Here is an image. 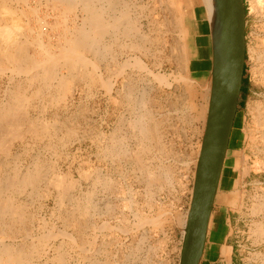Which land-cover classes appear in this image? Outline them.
<instances>
[{
    "label": "rangeland",
    "instance_id": "1",
    "mask_svg": "<svg viewBox=\"0 0 264 264\" xmlns=\"http://www.w3.org/2000/svg\"><path fill=\"white\" fill-rule=\"evenodd\" d=\"M9 1L10 4L12 2V7L16 8V14L22 16L20 20L24 23V28H20L25 33L21 31L20 34H29V38L40 30L42 42L52 49L63 43L64 25L72 29L73 25L81 22V12L78 11L79 14L69 13L65 23H62L61 16L57 15L59 12L50 8L44 0H27L24 4L16 0ZM121 1L130 6V16L138 20L141 30L151 38L155 39L158 35L160 38L159 42L143 45V52L146 54L141 56L143 66L145 65L143 69L133 68L130 63L134 56L140 55L139 51L132 52L111 45L105 59H91L90 62L99 64L97 67L92 68L88 64V70L95 68L96 82L93 78L84 76L83 80L78 82L75 92L71 93L72 96L67 95L63 102L48 100L50 92L48 95L47 89L42 90L41 96H33L34 90L40 84L37 81H29L30 84L22 73L11 74L8 70L0 72V101L5 95V90L11 89L13 84L20 81L26 88L24 94L31 96H28L24 103L28 118L34 120L37 116V120L45 119L44 121L52 125H48L49 132L45 129L42 135L39 134L41 137L38 135L36 139L33 135L24 134L22 139L10 143L8 152H0L2 173L21 170L35 162L42 165L41 173L44 176L41 174L43 179L40 177L38 185L35 183L32 189L27 188L22 194L14 196L16 204H23V220L14 222L16 225L9 231L4 224L5 220L0 219V243L25 242L36 246L37 251L32 253L28 264L179 262L194 173L204 135L205 117L211 101V74L214 63L211 23L202 1H193L188 9L191 8L190 12H196V16L201 13L202 16L195 20L197 32L191 36L193 53L189 55L192 58H186V72L182 73L176 47L182 40H179L176 31L170 30L172 12L175 9L171 10L169 6L167 8L165 3L163 5L159 2L160 0ZM178 1L175 0V5L181 8L182 21L186 23L188 11L183 9L184 1ZM243 1L246 19V71L243 78L247 79V85L243 100L238 101L228 143L229 150L223 162L218 188L225 186L227 189L228 180L227 190L231 193L229 195L232 198L233 210L232 237L237 263L264 264V140L260 139L264 126L258 128L262 133L255 131L257 113H262L264 117V0ZM72 15L77 16L74 18ZM154 18L160 25L163 26L164 22V25L168 23V26L158 27L156 31ZM166 19H169V22ZM29 28L33 29V32L29 33ZM23 34L20 35L22 39L25 38ZM104 40L107 43L111 41L110 35H106ZM37 50L39 51L33 47L29 52L37 56ZM119 65H122L123 70H120ZM59 72L66 73L65 69ZM150 72L165 76V81L155 79ZM178 76L184 77L181 79ZM185 77L187 80H184ZM90 83H93V86ZM129 86L134 102L131 97L128 99V94L126 95ZM142 95L144 100L146 99L144 107L136 103ZM145 109L152 115V124H158L157 130L160 134L158 133V145L155 148L150 145V148L142 149L138 129L133 128L136 117L138 118ZM150 171L157 177L158 173H162L160 179L163 182H156L159 180L157 177L155 183L151 182L150 173L148 174ZM59 174L66 176L64 182L68 181L67 185L63 183V186L67 187H63L66 190L53 185ZM77 204L78 208L85 207L88 210L82 214L83 217L80 211H77ZM159 213H162L159 227H154L151 225V219L158 217ZM80 218L84 227L79 230L73 224L80 222ZM17 230L20 231L18 234ZM75 232H78V237ZM56 250L62 254L63 262H58L55 258Z\"/></svg>",
    "mask_w": 264,
    "mask_h": 264
},
{
    "label": "bare ground",
    "instance_id": "2",
    "mask_svg": "<svg viewBox=\"0 0 264 264\" xmlns=\"http://www.w3.org/2000/svg\"><path fill=\"white\" fill-rule=\"evenodd\" d=\"M16 1L21 2V3H23V2L25 3L27 0H16ZM183 1H184V8L183 9L185 10V12L188 11V19H187L186 23L184 20L182 21V15L180 13L181 8L178 5L177 6L175 5V0H160L159 2L160 3L162 2V4L165 3L167 8L170 7L171 10L175 9V11L172 12L173 13V15H172L173 19H172V22H170V24H171L170 30L172 32L176 31L179 35V40H182L181 43L179 41L177 46L175 43H173V44H175L174 46H176L178 49V51H177L178 56L177 57L179 58L180 70L182 73L186 72V58L190 57L193 53L191 51V48L193 49V43L191 41V36H192V34H195L197 32L195 20H197V17H199L202 14V13L201 14L197 13L199 16H196V12H190L192 10H191V8L188 9V7H189V5H192L193 1H199V2L202 1L203 5L205 6V12H206L207 17H209V19H210L211 28H212L211 29L212 41H213L212 42L213 43V55L212 56L214 58L213 59L214 63H213V67H212V74H211V78H212L211 90H210L211 101L209 100L210 106H209V110L207 111V116L205 118L207 121L208 115L210 114L212 116V120L214 122L216 120L219 112H220V108H221L222 101H223V95H224V91H225V86L227 84V79H228L227 71H226L227 40H228V12H229L228 1L227 0H183ZM9 2H10L9 0H0V72L8 70V71H11L10 72L11 74L12 73H17V74L22 73V74H24V76L26 75V78H27L26 80H28V82L30 81L32 83V81H34V82L37 81L40 84V86L38 87V85H37L38 88H36V90H34V93L32 92L33 96L34 95H36V96L40 95L41 96L42 90L47 89L48 95L50 92V95H49L50 98L48 100L51 99V101L56 100V102H57V100L58 101L60 100V102L61 101L63 102V98L67 97V95L70 94V96H72L71 93H73V91L75 90L78 82L80 80H83L82 78L84 76L90 77L91 79L92 78L94 79L95 68L92 69V71L88 70L87 69L88 64L91 65L92 68H93V66L97 67V65H99V64H97V63L95 64L93 62H90L91 59H97V60L102 61V59H105L106 53H108L110 51V48L114 45H115V47L116 46H119V48L121 47V49L126 48L127 50L132 51V52L133 51H139L140 55L134 56V58L132 59V61L130 63L132 64L133 68L143 69L145 66V65L143 66V62L141 60L142 54L143 55L145 54L143 52L144 51L143 45H146V43L148 45H151V44H153L154 41H155V43H156V41L159 42V39H160L159 35L157 38H155L156 39L155 40L154 38H151L148 35V33H145V31L141 30V25H139L140 23L138 24V20H136L130 16L129 11H131V8L129 5L126 4L125 1H121V0H44V3L49 5L50 8L54 9L55 11L57 10L59 12V14H57V15L61 16V18H62L61 22L62 23H65V20H66L65 18H67V15L69 13H75L76 14V12L78 13V11L81 12V16H80L81 22L79 24H75L76 22L73 23L75 25H73L72 29L69 28L68 25L62 24V25H64L63 28L65 29V33H63L64 36H62L63 40L61 39L63 41V43H60L57 46L55 45L56 46L55 49H52L49 45H46L45 43L42 42V39H41L42 32L40 30L38 32H35V34L37 33L35 36L28 38L29 34H28V36H26L25 34L22 33L23 35H25V36H23L25 38L22 39L20 37V35H22V34H20L21 31H23V29H21L20 27H22V24H24V23H22V20H20L22 16L20 17L16 14V12H17V11H15L16 8L14 9V7H12V5H11L12 2H11V4ZM178 2H180V1H178ZM187 3H189V4L187 5ZM152 4H154V2ZM261 4H263V3H261ZM151 8H152V6H151ZM48 9H49V7H48ZM164 9H165V7H164ZM166 9L164 11H166ZM31 10H33V9L31 8ZM152 10H153V8H152ZM33 11H35V9ZM19 13H21V12H19ZM147 15H148V13H147ZM25 16H24V18H25ZM76 16L77 15H75V17L74 16L73 17L76 18ZM150 19L152 20V18H150ZM170 19H171V17H170ZM74 21H75V19H74ZM149 22H150V20H149ZM167 22H169V19L167 20ZM153 23L157 27L156 31H157L158 27L160 28V27H163V26L168 24L167 23L164 25V22H163V26H162V25H160V22L157 19L155 20V18L153 19ZM210 23H209V26H210ZM25 24H26V21H25ZM36 24H37V22H36ZM57 25H58V23H57ZM22 28H24V27H22ZM29 29H31V28H29ZM29 29H27V31ZM38 29H39V25H38ZM148 30H149V28H148ZM62 31H64V30H62ZM31 32H33V29L29 30V33H31ZM108 34L111 37V41H108V43H107V42H105L104 37ZM151 34H152V31H151ZM163 34H165V33H163ZM137 35H138V38H136ZM122 40L126 44H123V42L121 43ZM33 47H36L39 49V51L37 50L38 53L35 54L37 56H34L33 54H31L29 52V49L30 48L32 49ZM144 49H146V48H144ZM174 51H172V52L174 53ZM175 53H176V51H175ZM111 55H113V54H111ZM111 55H110V57H111ZM190 58H192V57H190ZM124 62H126V60ZM107 64H109V63H107ZM121 66L119 65L118 67H120V70H123ZM123 68H125V67H123ZM62 69H65L66 73H60L59 71ZM150 73H152V72H150ZM262 73L264 75V66L262 68ZM152 76L159 81H163V80L165 81V78H166L165 76H163L159 73H156V74L152 73ZM178 77H180V76H178ZM182 77H184V76H182ZM182 77H180V78L182 79ZM23 78H25V77H23ZM185 79L187 80L186 77L184 78V80ZM11 80H9V82ZM13 80H14V78H13ZM131 80H132V78H131ZM94 82H96L95 79H94ZM11 83H13V82H11ZM79 86H81V85H79ZM103 86H104V84H103ZM11 87H12L11 89H8L7 91L5 90V93H4L5 95H4L3 99H1V101H0V152H5V151L8 152L10 143L16 139H18V140L22 139L24 134H28L31 136L33 135L36 137L39 134L42 135V132L45 129L47 130V132H49L47 128H49L48 125H50V124H49V122L44 121L45 119L43 121L42 120L40 121V119L37 120L36 119L37 116L35 117L34 120H31L30 118H28V111L26 110L24 103H25V100H28L26 98L29 95L26 96L24 94L26 91L25 90L26 88L23 87V84H21L20 81L19 82L17 81L15 83V85L13 84V86H11ZM28 88H30V87H28ZM126 90H128L126 95L128 94L127 97L129 99L132 95L130 86L127 87ZM32 93H31V95H32ZM29 97L31 98V96H29ZM46 97H47V95H46ZM41 99L43 100V98H41ZM131 99H132V101L134 100L132 97H131ZM129 101H128V103H129ZM145 101H146V99L144 100V96L142 95L140 100H136V103H137V105H139V106L141 105V107L142 106L144 107V105L146 104ZM27 102H29V101H27ZM45 104H46V102H45ZM54 104L55 103H53V105ZM54 106H56V105H54ZM145 110H143V112L139 115L138 118L136 117V121L134 122L135 125H133V128L136 127L138 129V135H139V140H140L139 143L141 144L140 146L142 147V149H145V148L148 149V147L150 145H153L152 148H155L158 145V136H159L158 135L159 132L157 130L158 124L157 125L152 124V122L154 121V120L153 121L151 120L152 115H150L149 111H147V110L145 111ZM67 120H69V119H67ZM206 121H205V127H206ZM50 126L52 127V125H50ZM263 126H264V117H263L262 113L258 112L256 115V118H255V128H256L255 131H257L258 128L261 129V127H263ZM59 130H61V129H59ZM64 131H65V129H64ZM258 131L259 132L261 131V133H262V130H258ZM256 133L254 135H256ZM65 135H66V133H65ZM48 136H50V135H48ZM37 138L38 137H36V139ZM43 138H44V136H43ZM253 138L255 139V137H253ZM253 138H252V140H253ZM250 139H251V137H250ZM256 139H258V138H256ZM260 139H262V141L264 140V133H262V135L260 136ZM7 147H8V149H7ZM158 147H157V149H159ZM227 153H228V149L226 150L225 157L227 156ZM197 161H198V159H197ZM257 162L259 163V161H257ZM41 166L39 165V163L37 164V162H35V164L32 163L27 168H24L21 170L20 169L18 170L17 168H15L17 170H13V171L11 170L10 172H7V173H5V171L2 173L1 172L2 168L0 167L1 168L0 169L1 170L0 171V219L5 220V223L2 222L1 224L4 223L9 231L12 229V227L14 225H16V224H14V222L21 221L24 218V215H22V213H21L22 208H24L21 206L23 204H19L18 203L19 201L17 202L18 204H16L15 203L16 200H14L15 199L14 196H15V194L18 195L19 193L22 194L23 191L27 188H31V187L33 188V185H35V183L37 184V181L39 182L40 177L43 179V177L41 176V174L43 175V173H41ZM160 169L161 168H159V170ZM149 173H150V181L155 183V180H156L155 177H157V176L154 175L153 172L151 173V171L148 172V174ZM167 173H168V171H167ZM158 175H159V177H157V179H159V180L158 181L156 180V182H160V180H161L160 177H161L162 173H158ZM45 176H47V174ZM64 178H66L65 175L64 176L60 175V174L57 175L55 181L53 182L54 187L62 189L64 187L63 183H65V185H67L66 182H68V181H66V179H65L66 182H64ZM167 178H168V176H167ZM168 180L169 179H167L166 181H168ZM148 181H149V179H148ZM161 181L163 182V180H161ZM103 182H105V180ZM164 184H165V182H164ZM64 188L67 189V187H64ZM64 188H63V190H66ZM151 204H153V203H151ZM85 205L88 206V204H85ZM76 207L78 208L79 204H77ZM155 207H157V206H155ZM107 210H109V209H107ZM77 211H80V214L83 217L82 214L88 210H86L85 207H82V208H78ZM80 214H78V215H80ZM161 214L162 213H159V215L157 214L158 217L151 219V221H152L151 225L156 227L160 224L159 222H160V215ZM81 218H80V222L73 224L76 227H78V229L82 228V226L84 225L81 223L82 222ZM63 220H65V219H63ZM72 220H73V218H72ZM70 221H71V218H70ZM76 221L77 220H75V222ZM78 221H79V219H78ZM72 223H74V222L72 221ZM0 226H2V225H0ZM6 227L4 226L3 228L6 229ZM23 229H25V228H23ZM15 231H16V229H15ZM19 232L20 231L17 230V234ZM21 232H22V228H21ZM22 234H23V232H22ZM76 234L78 237V232ZM4 235H2V236H4ZM4 239H6V238H4ZM72 240H75V239H72ZM74 243H75V241H74ZM159 244H160V242H159ZM81 246H82V244H81ZM57 249H59V248H57ZM36 251H37L36 246L30 245V244L25 243V242L24 243H18V244H15L13 242H9V243L2 242V243H0V264H11V263L12 264L13 263H15V264H28L30 262V257L32 255V253L33 252L36 253ZM56 251H57V254L55 252V254H56L55 258H57L58 262H61L63 260L61 257L62 254L58 250H56ZM93 263H91V264H93Z\"/></svg>",
    "mask_w": 264,
    "mask_h": 264
},
{
    "label": "water",
    "instance_id": "3",
    "mask_svg": "<svg viewBox=\"0 0 264 264\" xmlns=\"http://www.w3.org/2000/svg\"><path fill=\"white\" fill-rule=\"evenodd\" d=\"M228 1L227 84L220 112L209 114L194 173L178 264H197L205 243L213 203L238 106L246 57L243 0Z\"/></svg>",
    "mask_w": 264,
    "mask_h": 264
},
{
    "label": "crops",
    "instance_id": "4",
    "mask_svg": "<svg viewBox=\"0 0 264 264\" xmlns=\"http://www.w3.org/2000/svg\"><path fill=\"white\" fill-rule=\"evenodd\" d=\"M226 186L228 189V180ZM224 188L225 186L217 190L205 243L197 264H238L232 237V198L230 191Z\"/></svg>",
    "mask_w": 264,
    "mask_h": 264
},
{
    "label": "trees",
    "instance_id": "5",
    "mask_svg": "<svg viewBox=\"0 0 264 264\" xmlns=\"http://www.w3.org/2000/svg\"><path fill=\"white\" fill-rule=\"evenodd\" d=\"M245 71H246V67L244 65L243 75L245 74ZM246 85H247V79L246 78H243V80H242V88H241L240 97H239L240 101L243 100V96H245Z\"/></svg>",
    "mask_w": 264,
    "mask_h": 264
}]
</instances>
